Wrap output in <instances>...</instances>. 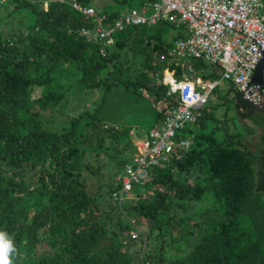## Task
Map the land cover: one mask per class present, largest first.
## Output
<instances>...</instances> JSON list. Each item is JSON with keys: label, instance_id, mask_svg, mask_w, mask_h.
Listing matches in <instances>:
<instances>
[{"label": "trees", "instance_id": "1", "mask_svg": "<svg viewBox=\"0 0 264 264\" xmlns=\"http://www.w3.org/2000/svg\"><path fill=\"white\" fill-rule=\"evenodd\" d=\"M94 1L79 4L111 24L156 0H113L115 8L103 11ZM0 4L7 15L21 8L34 15L27 32L0 30V231L16 249L12 264H264V107L242 100L233 86L236 113L261 129L255 150L239 134L220 138L218 122L207 124V102L198 121L181 134L191 136L190 147L178 149L167 166L149 168L144 183L133 186L123 203L105 200L101 190L111 198L128 158L117 163L106 184L95 183L93 176L104 169L100 156L134 146L132 127L107 124L99 107L120 86L176 105L162 77L168 71L177 81L185 78L170 51L185 37L183 26L164 21L126 26L114 32L112 46H103L82 33L94 28L93 19L67 3ZM169 27L179 30L166 39ZM188 62L194 77H219V66ZM209 67L212 72H206ZM100 88L103 102L84 107L64 131L45 127V113L63 112L81 89ZM151 106L155 127L164 109ZM200 202L204 206L197 209Z\"/></svg>", "mask_w": 264, "mask_h": 264}, {"label": "built area", "instance_id": "2", "mask_svg": "<svg viewBox=\"0 0 264 264\" xmlns=\"http://www.w3.org/2000/svg\"><path fill=\"white\" fill-rule=\"evenodd\" d=\"M58 1L92 18L94 28L83 29L82 33L103 46H112L114 32L126 26H151L164 21L183 26L186 31L184 38L173 42L170 51L188 78L184 75L183 80L177 81L164 71L162 82L167 83V95L175 96L177 104H162L161 124L136 140L138 153L124 165L116 179L119 188L112 192L119 204L133 186L144 183L149 168L167 166L178 149H187L192 143L191 136L178 133L198 121L219 81L194 77L189 60L201 59L219 66L221 80L230 82L242 100L257 109L264 107V88L250 83L264 50L263 0H156L146 10L131 9L111 24H105L106 17L98 15L94 8L81 7L79 0ZM101 54H105L104 48ZM129 235L132 239L138 237L134 230Z\"/></svg>", "mask_w": 264, "mask_h": 264}, {"label": "rangeland", "instance_id": "3", "mask_svg": "<svg viewBox=\"0 0 264 264\" xmlns=\"http://www.w3.org/2000/svg\"><path fill=\"white\" fill-rule=\"evenodd\" d=\"M94 7L97 9L109 10L114 7L113 0H95ZM5 6L0 4V30L3 34L8 32H27L34 21V15L29 12L28 8H21L16 13L7 15ZM127 12V11H126ZM124 14V13H123ZM264 15V10L261 12ZM178 27H169V33L165 36L166 39L171 38L173 34H176ZM130 58V57H129ZM175 61H178L174 59ZM211 70V67L207 70ZM218 69L219 77L216 78L219 81L218 86L211 92L208 100L207 107L210 111L211 119L207 121V124L211 127L218 122L220 125L217 128V134L220 138L227 134H235L241 137V142L247 146L250 150H255L260 143L261 129L255 127L253 123L248 119H242L238 116L234 106V93L231 90V83L226 80H221L220 67ZM206 72H212V71ZM166 74V73H165ZM104 95V89H95L92 93L81 89L74 93L69 98V103L64 108L63 112L58 109L49 111L43 115L45 127L52 132L60 133L64 131L69 124L70 118L76 116L84 107H90L93 109L98 103L103 102L102 96ZM142 96H138L127 92L124 86L114 87L107 95L105 102L99 107L100 117L111 126H119L120 128L131 126L130 143L134 146L125 148L123 152L115 149L113 153L106 156H100V161L103 163L104 169L102 173L94 175L95 183L103 185L109 180L110 176L117 169V163L120 160L125 161L126 158L129 161L138 153L136 146L137 139H143L147 131H150L154 122V111L152 110L151 103L158 110H161L162 103H156L152 94L142 92ZM150 101V102H148ZM261 117L262 113H256ZM179 135L183 132L178 133ZM125 137L120 142H124ZM138 144V143H137ZM111 145L109 141L106 142V146ZM108 156V157H107ZM127 163V162H126ZM102 197L105 200L111 202L115 201L110 193L106 189L101 190ZM132 192L126 195V198L130 197ZM116 202V201H115ZM204 205L203 203L196 204V208L200 209ZM138 237L134 238L137 239Z\"/></svg>", "mask_w": 264, "mask_h": 264}, {"label": "clouds", "instance_id": "4", "mask_svg": "<svg viewBox=\"0 0 264 264\" xmlns=\"http://www.w3.org/2000/svg\"><path fill=\"white\" fill-rule=\"evenodd\" d=\"M15 251L11 239L7 237L5 232L0 231V264H12L10 256Z\"/></svg>", "mask_w": 264, "mask_h": 264}, {"label": "water", "instance_id": "5", "mask_svg": "<svg viewBox=\"0 0 264 264\" xmlns=\"http://www.w3.org/2000/svg\"><path fill=\"white\" fill-rule=\"evenodd\" d=\"M263 68H264V50L261 51L260 59L254 68L253 76L250 80V83L259 84L264 88V77L262 76Z\"/></svg>", "mask_w": 264, "mask_h": 264}]
</instances>
